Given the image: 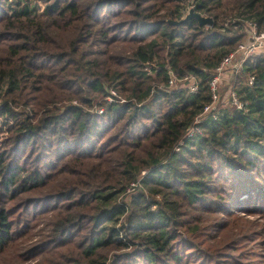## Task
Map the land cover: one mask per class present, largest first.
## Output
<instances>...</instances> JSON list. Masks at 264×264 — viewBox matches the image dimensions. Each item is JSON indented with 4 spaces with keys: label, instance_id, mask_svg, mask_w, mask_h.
<instances>
[{
    "label": "trees",
    "instance_id": "obj_1",
    "mask_svg": "<svg viewBox=\"0 0 264 264\" xmlns=\"http://www.w3.org/2000/svg\"><path fill=\"white\" fill-rule=\"evenodd\" d=\"M247 22L264 0H0L1 264H264V48L226 71L246 111L219 89L185 136Z\"/></svg>",
    "mask_w": 264,
    "mask_h": 264
},
{
    "label": "built area",
    "instance_id": "obj_2",
    "mask_svg": "<svg viewBox=\"0 0 264 264\" xmlns=\"http://www.w3.org/2000/svg\"><path fill=\"white\" fill-rule=\"evenodd\" d=\"M247 27V34L249 36L248 41L240 43L235 50L225 55L219 62L217 67H215L212 77L208 82L212 99L211 103L204 107L202 115L199 118H196L193 124L186 129L185 136H191L195 132L199 131L198 126L196 125L197 122H199L200 118L204 116L203 114L209 112L214 107L216 102H218L219 83L223 78L225 72L228 69H238L249 54H251L258 48H264V30L257 31L255 25L252 22H247ZM250 82H252V78L250 79ZM168 85H178L180 88H184L191 93H195L198 90V81L192 76H185L182 79H177L174 76H170ZM228 96L231 100L232 106L239 110L246 111L247 103L238 100L234 92L228 93ZM114 97H117L116 92L114 90H110V95L107 97V99H109V101H113ZM121 102L124 103V99H121ZM101 111L102 110L100 109L99 112Z\"/></svg>",
    "mask_w": 264,
    "mask_h": 264
},
{
    "label": "rangeland",
    "instance_id": "obj_3",
    "mask_svg": "<svg viewBox=\"0 0 264 264\" xmlns=\"http://www.w3.org/2000/svg\"><path fill=\"white\" fill-rule=\"evenodd\" d=\"M188 7V6H187ZM189 9V8H188ZM188 9H186L185 11H188ZM187 13V12H186ZM247 31V30H246ZM246 42V41H245ZM244 43V42H243ZM149 71V69H147ZM231 73L232 72H225L223 78L221 79L220 81V95L222 94V100L226 99V97H228V92H229V89L232 87V82H231ZM116 92V91H115ZM116 96H117V93H116ZM118 102L120 103H123L121 102V97H116ZM109 100V99H108ZM94 112H99V107H97L96 105L92 108ZM0 140L2 139V137L4 136L3 135H0ZM237 213L241 216H243L244 212H241V211H237ZM249 219H253L254 217H249ZM41 225H38L37 227H35L32 231V233L27 236V238L25 239V242H24V250H26L27 248H29L33 242H35L37 239H39V233L41 232ZM22 247V249H23ZM22 249L21 252H22ZM19 250V249H17ZM4 258H3V264H4ZM25 263L24 264H37L36 260L35 259H26L25 258ZM1 259H0V264H1ZM109 264V263H108Z\"/></svg>",
    "mask_w": 264,
    "mask_h": 264
},
{
    "label": "water",
    "instance_id": "obj_4",
    "mask_svg": "<svg viewBox=\"0 0 264 264\" xmlns=\"http://www.w3.org/2000/svg\"><path fill=\"white\" fill-rule=\"evenodd\" d=\"M189 18L197 19V21H198V23L200 25L210 26L212 24V22H213L211 17L205 16V15H201V14L195 12L192 8L189 9V11L186 13V15L181 20H178V21L169 20L168 22L171 23V24L178 25V24L186 21Z\"/></svg>",
    "mask_w": 264,
    "mask_h": 264
}]
</instances>
